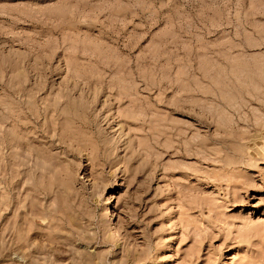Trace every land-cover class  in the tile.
Instances as JSON below:
<instances>
[{"label": "rangeland", "instance_id": "1", "mask_svg": "<svg viewBox=\"0 0 264 264\" xmlns=\"http://www.w3.org/2000/svg\"><path fill=\"white\" fill-rule=\"evenodd\" d=\"M0 264H264V0H0Z\"/></svg>", "mask_w": 264, "mask_h": 264}]
</instances>
